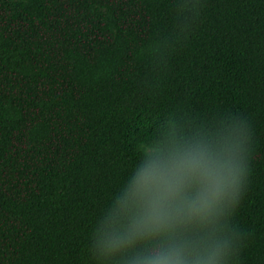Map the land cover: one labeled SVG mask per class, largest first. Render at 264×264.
Wrapping results in <instances>:
<instances>
[{"label": "trees", "instance_id": "trees-1", "mask_svg": "<svg viewBox=\"0 0 264 264\" xmlns=\"http://www.w3.org/2000/svg\"><path fill=\"white\" fill-rule=\"evenodd\" d=\"M177 110L250 117L236 220L264 264V0H0V264H90L133 137Z\"/></svg>", "mask_w": 264, "mask_h": 264}, {"label": "clouds", "instance_id": "clouds-1", "mask_svg": "<svg viewBox=\"0 0 264 264\" xmlns=\"http://www.w3.org/2000/svg\"><path fill=\"white\" fill-rule=\"evenodd\" d=\"M132 142L134 163L89 229L90 264H243L236 216L251 174L250 117L170 111Z\"/></svg>", "mask_w": 264, "mask_h": 264}]
</instances>
